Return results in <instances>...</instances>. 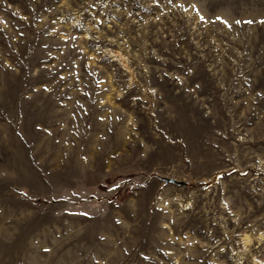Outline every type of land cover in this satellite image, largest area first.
Listing matches in <instances>:
<instances>
[{"label": "rangeland", "instance_id": "1", "mask_svg": "<svg viewBox=\"0 0 264 264\" xmlns=\"http://www.w3.org/2000/svg\"><path fill=\"white\" fill-rule=\"evenodd\" d=\"M0 264H264V0H0Z\"/></svg>", "mask_w": 264, "mask_h": 264}, {"label": "bare ground", "instance_id": "2", "mask_svg": "<svg viewBox=\"0 0 264 264\" xmlns=\"http://www.w3.org/2000/svg\"><path fill=\"white\" fill-rule=\"evenodd\" d=\"M244 238H245L244 240H245L246 242H249V241L251 240V236H249V235H246ZM246 242H245V243H246Z\"/></svg>", "mask_w": 264, "mask_h": 264}, {"label": "water", "instance_id": "3", "mask_svg": "<svg viewBox=\"0 0 264 264\" xmlns=\"http://www.w3.org/2000/svg\"><path fill=\"white\" fill-rule=\"evenodd\" d=\"M167 180H170V181H176L175 179H171V178H167Z\"/></svg>", "mask_w": 264, "mask_h": 264}]
</instances>
